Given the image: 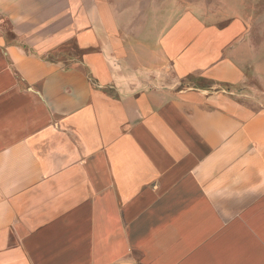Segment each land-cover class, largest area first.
<instances>
[{
    "label": "crops",
    "instance_id": "1",
    "mask_svg": "<svg viewBox=\"0 0 264 264\" xmlns=\"http://www.w3.org/2000/svg\"><path fill=\"white\" fill-rule=\"evenodd\" d=\"M0 0V264H264V0Z\"/></svg>",
    "mask_w": 264,
    "mask_h": 264
},
{
    "label": "rangeland",
    "instance_id": "2",
    "mask_svg": "<svg viewBox=\"0 0 264 264\" xmlns=\"http://www.w3.org/2000/svg\"><path fill=\"white\" fill-rule=\"evenodd\" d=\"M137 2L138 0H116L117 2V6L123 8L124 6L130 4L128 2ZM142 1V8L147 12L148 8L150 6V4H152L155 0H141ZM159 2L163 1V5L166 3V0H158ZM174 1V0H173ZM179 0H177L178 2ZM181 2H193L194 4H202L203 2H207V3H217L218 0H180Z\"/></svg>",
    "mask_w": 264,
    "mask_h": 264
}]
</instances>
